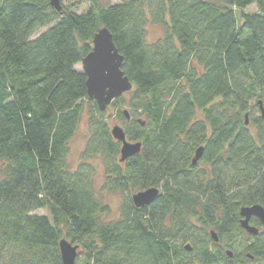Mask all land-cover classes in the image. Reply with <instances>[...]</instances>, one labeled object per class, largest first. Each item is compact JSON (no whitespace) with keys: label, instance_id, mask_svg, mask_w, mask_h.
Masks as SVG:
<instances>
[{"label":"trees","instance_id":"1","mask_svg":"<svg viewBox=\"0 0 264 264\" xmlns=\"http://www.w3.org/2000/svg\"><path fill=\"white\" fill-rule=\"evenodd\" d=\"M148 22L163 28L149 43ZM102 27L133 87L130 111L119 109L124 94L109 105L126 139L140 142L124 161L76 68ZM259 101L264 108V0H90L81 13L0 0V264H63L62 238L80 249L74 264H264V228L249 235L239 212L264 208ZM84 107L89 136L70 169ZM95 157L103 188L122 195L112 220L92 187ZM151 187L156 199L135 207L131 195Z\"/></svg>","mask_w":264,"mask_h":264},{"label":"water","instance_id":"2","mask_svg":"<svg viewBox=\"0 0 264 264\" xmlns=\"http://www.w3.org/2000/svg\"><path fill=\"white\" fill-rule=\"evenodd\" d=\"M51 6L61 12L62 5L59 0H50ZM123 56L115 47L112 34L102 27L92 38V48L81 61L82 71L86 75V92L90 99L95 100L101 111L118 97L132 89V83L121 69ZM260 115L264 119V108L259 101ZM128 118V115L125 111ZM248 123V115L245 114V124ZM112 136L120 142V161L137 154L140 150V142H131L126 139L125 131L119 125L111 128ZM202 154V147L196 149L192 163H196ZM159 194V189L151 187L140 190L131 195L135 207H143L153 202ZM240 226L249 234H258V228L251 225L249 220L256 217L264 226V208L259 204L243 206L240 208ZM212 239L217 242L218 238L214 231H211ZM77 245L62 238L59 241V251L63 264H74L77 255ZM186 249L190 247L186 245ZM231 255V252H227Z\"/></svg>","mask_w":264,"mask_h":264},{"label":"rangeland","instance_id":"3","mask_svg":"<svg viewBox=\"0 0 264 264\" xmlns=\"http://www.w3.org/2000/svg\"><path fill=\"white\" fill-rule=\"evenodd\" d=\"M96 1L100 5H106L108 3H117L121 0H96ZM61 5L67 10H71L75 13H81L90 6V0H63L61 2ZM255 10H256L255 5H250L244 9V11L248 13L254 12ZM43 30L44 29H41L40 31ZM162 35H163V28L160 25L148 22L145 33L146 41L148 43L154 42ZM76 68L82 70L81 64L79 63L76 66ZM129 98L130 95L128 94V92L124 93L123 99L125 103L120 105L119 107L120 110L130 111V108L128 106ZM116 113H117L116 109L111 106H108V108L106 109L105 118H107L109 127L112 128V126L114 125H119L124 129L125 125L120 119L117 118ZM252 115L256 116L257 113L254 112L253 110ZM128 118H131L130 115L128 116ZM249 128L251 133L254 134L255 128L252 126H250ZM88 136H89V128H88L87 112H86V107H84V112L80 117L75 134L69 142V152L66 157V162L70 169L76 168L77 165L81 162V153L84 149ZM88 162L91 164V166H93L94 169V173L92 177V187L94 189V192L96 196L101 200V202L106 204L109 208V214L106 216L105 219L107 220L115 219L119 214V206L122 200V195L118 192L108 191L105 188H103L105 185L106 175H105V169L103 163L98 157L91 158L89 159ZM198 164L199 166H203V164H201L200 161ZM36 213L43 215V214H47V211L46 209H40L37 210ZM263 228L264 227H262V229ZM247 240L248 238L245 233V235L243 234V241L246 242ZM79 257H81L80 249L77 248L76 262L79 260Z\"/></svg>","mask_w":264,"mask_h":264},{"label":"flooded vegetation","instance_id":"4","mask_svg":"<svg viewBox=\"0 0 264 264\" xmlns=\"http://www.w3.org/2000/svg\"><path fill=\"white\" fill-rule=\"evenodd\" d=\"M199 160V159H198ZM197 160V161H198ZM197 163V162H196ZM254 216H252L251 218H253ZM251 218H250V220H251ZM254 218H256V217H254ZM250 220H249V223H250ZM258 220V219H257ZM259 221V220H258ZM259 223H260V221H259ZM252 225V224H251ZM253 226H255V225H253ZM255 227H257L258 228V233H259V231H261L260 229H262V227H264V226H262L261 225V223H260V227H258V226H255Z\"/></svg>","mask_w":264,"mask_h":264}]
</instances>
